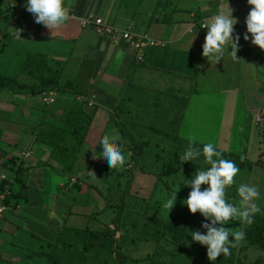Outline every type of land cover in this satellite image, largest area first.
Here are the masks:
<instances>
[{
    "label": "crops",
    "instance_id": "crops-1",
    "mask_svg": "<svg viewBox=\"0 0 264 264\" xmlns=\"http://www.w3.org/2000/svg\"><path fill=\"white\" fill-rule=\"evenodd\" d=\"M165 1L156 0L145 11L155 13V9L164 8ZM178 1L182 5L167 9V17L145 19L126 5L117 8L116 0H64L69 19L54 32L35 23L23 7L24 0H6L1 7L0 75L16 76L24 89H6L0 94V163L6 161L15 169L22 162L26 170L17 185L13 183L15 171L11 182L7 178L3 182L4 175H0V185L6 183L0 190V206L4 208L0 212V264H80L82 255L112 258L120 264L137 259L133 254L140 253L141 244H127L126 236L137 228L134 221L128 223L132 219L128 215L122 216L112 237L94 238L90 234L105 228L114 230L112 210H105L107 184L100 174L101 160L93 159L113 111L117 116L120 111H132L119 115L126 125L139 118L137 112L142 109L146 118L155 117L163 103L170 109L165 116L181 139L201 146L212 142L221 152L252 162L264 160V154L259 157L263 151L255 122V114L264 112V51L256 52L258 47L252 45L250 34L247 42L243 39L250 11L247 0H201L198 7ZM228 7L238 21L232 37L234 42L240 38L237 60L225 55L218 63L208 62L202 56L207 32L202 25ZM98 18L118 31L129 30L162 46L146 49L143 61L137 62L119 34L103 35L85 25ZM14 42L20 48L15 49ZM27 54L42 56L60 73L56 88L48 90L55 93L51 105L43 104L41 95L30 93L38 90L37 81L19 72V63L29 57ZM11 58L16 65L8 75L11 70L6 72V62ZM166 75H182L187 87L197 81L204 86L181 96ZM247 92L256 95L252 102L247 101ZM20 94L32 97L21 105ZM177 102L180 109L184 102L181 116L174 109ZM6 111L15 113L9 116ZM82 114L91 116L89 129L76 160L71 162L73 169L64 173L51 160V149L35 139L45 126L65 129L67 121ZM28 143L29 147L20 151L22 160L9 156ZM262 172L257 166L240 171L237 183L228 187L233 197L228 201L238 203L237 186ZM257 190L260 198L255 202L264 213V191L262 187Z\"/></svg>",
    "mask_w": 264,
    "mask_h": 264
},
{
    "label": "trees",
    "instance_id": "trees-1",
    "mask_svg": "<svg viewBox=\"0 0 264 264\" xmlns=\"http://www.w3.org/2000/svg\"><path fill=\"white\" fill-rule=\"evenodd\" d=\"M5 2L6 0H0V9L5 4ZM27 56L29 57L20 61L19 72H24L37 81L38 90L36 91L32 89V92L30 91V93L33 95H41L48 90L56 88L60 73L57 70L49 67L46 59L42 56L35 54H27ZM13 88L21 90L24 89L23 85L18 84L16 81V76L0 75V94L6 89ZM183 104L184 102L182 103L179 116H181L183 112ZM127 112L129 114L132 111ZM127 112L125 111L124 114ZM120 113L121 114L119 115H124L123 111H120ZM71 119L73 120L67 121V124L68 122L69 124L65 127V129H58L57 127L53 126H45L44 130L37 134L35 139L36 143L44 144L51 149V160L57 163L62 168L61 170L64 173L71 172L73 169L71 162L73 163L76 160V157L84 143V138L88 132L91 122V116L82 114L80 118L74 117ZM116 127L118 128L120 138L123 140V143H121V140L118 143L121 145L122 149L124 145L131 147L132 151L130 155V161L135 163V160L138 159V155L140 154H135L134 152V146H138L137 140L141 141L139 143L141 145H148L147 142L140 139V136H136L133 131L128 130V128L125 126V122L122 121V119L116 122ZM170 132L174 133V137L172 138V144L169 150L165 152L158 147H155L157 148L156 160L162 162L163 168L175 166L178 168L194 171L195 174H197L199 170L208 167V165L204 164L203 156L195 161L181 163L179 160V155H181L186 149L189 141L181 139L176 135V127H173ZM260 144L262 145L261 150L263 153L260 154L259 157H262L264 154L263 138L261 139ZM194 146L201 148V150L203 147L195 143ZM130 147L127 150H129ZM141 149L142 148L139 150ZM99 151L100 149L98 146L97 153ZM163 154H165V156H163ZM222 156L225 159L234 161L240 171H251L254 166L264 167V161H261L260 163H258L259 160L252 162L251 160L244 158L242 159L239 156L225 152H222ZM15 167V178L13 183L17 185L18 183L20 184L21 176L26 169L23 167L22 162L15 165ZM100 168L101 177L107 184V193L104 196L105 210L111 209L114 214L112 219L114 230L111 231L110 229L105 228L102 231L90 232L91 236L94 238H106L112 237L114 235L115 230L119 228L121 218L124 214L129 190V183L124 179L123 171L107 169L103 165L102 161H100ZM5 185L6 183H2L0 185V190H3ZM8 185L10 184L8 183ZM233 185L229 187H233ZM206 187V185H203L201 191H203ZM7 202L8 199H5L3 203L7 205ZM156 206H158V203L153 204L152 209H154ZM205 224L212 226L211 220L206 219L199 212H197L194 216L192 215L191 217L184 218L182 220H168L160 218L159 216H149L142 226L138 228L139 232L134 238V243L144 244L146 242H152L155 243V245H159L162 242H168L175 250L178 251L177 255L186 260V264H212V262L207 259L206 246H201L194 242L190 235V233L194 231H199L201 234H207V229L204 227ZM243 225V241L247 243V247H257L259 250L264 252V213L261 212L257 214L253 218V223L251 225ZM221 226L222 225L220 224L215 225L217 228ZM229 240L231 241L232 238L229 237ZM130 261L132 262L133 259L129 258L126 263L128 264ZM135 262H138L137 264L143 263H139V260ZM80 264L120 263L112 258L82 255ZM214 264H242L237 258V246L231 249V254L229 256L221 255L218 257Z\"/></svg>",
    "mask_w": 264,
    "mask_h": 264
},
{
    "label": "clouds",
    "instance_id": "clouds-1",
    "mask_svg": "<svg viewBox=\"0 0 264 264\" xmlns=\"http://www.w3.org/2000/svg\"><path fill=\"white\" fill-rule=\"evenodd\" d=\"M247 4L250 11L245 20L247 34L243 39L247 42L250 34L252 45L264 51V0H247ZM23 7L34 16L36 24H42L53 32L61 28L69 19V10L64 0H24ZM237 23V19L233 18L232 11L228 7L226 12L215 13L203 25L207 32L202 56L208 62L218 63L225 58V55L237 60L236 53L239 51L240 38L236 37L235 42L232 39L234 26ZM18 36L20 38L19 31ZM120 139L117 131L102 136L99 141L100 151L93 154V159L101 160L107 169L121 170L126 164L127 157L118 143ZM201 156L208 167L199 170L188 182L191 191L183 204L190 213L199 212L206 219L211 220L212 226L204 225L207 234L194 231L190 235L194 242L206 246L207 259L214 264L221 255L229 256L231 249L237 246L236 242L244 239L243 231L233 232L223 225L233 220L251 225L253 218L262 212V207L255 202L260 198L257 187L249 183H241L237 186L238 203L226 201V189L235 183L234 178L239 174L240 169L234 161L223 158L216 144L205 143L201 150L194 146L193 141H189L186 149L179 155V160L181 163L195 161ZM202 185L207 186L203 191H201ZM175 200L176 191L164 199L162 208L168 214L174 207ZM216 224L222 226L217 228ZM229 237H232L231 241Z\"/></svg>",
    "mask_w": 264,
    "mask_h": 264
},
{
    "label": "rangeland",
    "instance_id": "rangeland-1",
    "mask_svg": "<svg viewBox=\"0 0 264 264\" xmlns=\"http://www.w3.org/2000/svg\"><path fill=\"white\" fill-rule=\"evenodd\" d=\"M156 0H116V3L118 5L117 8L122 5H126L127 8H131L132 10H137L139 13H137V16L140 18H147V17H160L168 16V10H171L170 8L176 7L179 5H182V2H179L178 0H166L165 4H163L164 8H157L155 9V13H149L148 10L150 4H153ZM190 3V6L198 7L200 6L201 0H186ZM149 3L147 6H144V4ZM154 5V4H153ZM141 11V12H140ZM5 41V40H4ZM3 41V42H4ZM15 49L20 48L19 43L14 42ZM12 47V48H13ZM26 51V47L22 49V51ZM256 52L261 54L262 51L259 48H256ZM10 56H14V53H12ZM13 58L9 59L6 62V72L9 71L7 74L11 75L12 70L14 71L16 61H12ZM14 63V64H13ZM12 68V69H11ZM213 71H211L212 73ZM260 72H262L260 70ZM197 74V73H195ZM193 75V73L191 74ZM203 75V74H202ZM201 75V76H202ZM190 76V75H189ZM195 76V75H194ZM199 76V74H198ZM197 76V78H198ZM23 78L24 76H21ZM166 79L169 81H172V86L174 88H177L178 93L183 96L186 95L187 90L189 93L195 90H199L202 88L200 82L197 81V83L193 82L194 84H190L189 87L183 83V81L187 82L185 77L182 75L175 76L177 79V82H174V77L172 75H166ZM191 81L193 80L192 77H190ZM183 83L182 84L180 83ZM189 82V81H188ZM180 86V88L178 87ZM164 90L160 92L159 94L162 95ZM20 104L25 105L23 101L26 99H30L32 96H27L20 94ZM262 98L261 102L264 101V92L261 93ZM259 96V95H258ZM36 98V96H34ZM191 97V96H190ZM256 97L254 93L247 92L246 98L247 101L252 102L253 99ZM34 98V100H35ZM164 97H161L163 99ZM179 99V98H177ZM36 103V102H35ZM172 106L174 103H170ZM176 114L180 112V105L179 102H177ZM1 110V108H0ZM112 110V108H111ZM170 109L169 107L165 109L163 106V103L161 104V108L158 106V112L156 113V116L154 117V114L152 117L147 116L144 109L137 112V116L139 118H135L133 121L127 122L126 126L131 131H133L136 136H140V139L147 142L148 145H141L139 144L141 141L137 140L138 146H134V152L135 154L140 153L138 155V159L135 160V163H132L130 161L131 158V147L124 145L123 152L126 155V164L125 166L119 170L124 172V179L129 183V190H128V197L127 202L125 205V210L123 215H128V218H132L128 221H134L133 226H137L135 230H131L130 227H127L129 231L131 230V234L129 236H126L128 239L127 244L134 243L133 238H135L139 232L138 228L142 226V224L148 219L149 216H159L160 218L168 219V220H182L184 218H189L192 214L189 212L188 208L183 204V201H185L191 191L190 182L192 177H194L196 174L194 171H190L188 169L184 168H178L175 166H169L167 168L162 167V162L156 160V153L157 148L161 149L162 151H168L172 144V138L174 137V133L170 132L173 128L172 124H170V121L168 120L169 116H165L166 112H168ZM173 110V109H171ZM26 113V111H24ZM6 115L12 116L15 112H4ZM116 112L113 111V115L110 116L109 122L110 124L107 127L106 134L115 130L116 131V121H120L119 115L117 116L115 114ZM89 115V114H88ZM149 115V114H148ZM175 115V114H173ZM19 116H23L22 111L20 110ZM109 117V115H108ZM140 121V122H139ZM139 122V123H137ZM116 127V128H115ZM118 131V128H117ZM259 139H264V133L262 131H259L258 133ZM121 143H123V140L121 139ZM29 143L27 146H19L17 147V151H12L9 156L12 157H19L20 160L23 159V157H20V151L23 148H28ZM130 147L129 150H127ZM142 148L141 150H139ZM141 151V152H139ZM165 156V154H163ZM258 163L261 161H264L262 159H258ZM264 165V164H263ZM258 167V166H257ZM264 170V167H259V170ZM14 167L6 164L5 162L0 163V175H4L9 182L12 181L14 176ZM263 174V177H261ZM260 176L253 179L251 176L250 179L247 181V183L254 185L259 188V191H261V187L264 191V172H262ZM254 180V181H253ZM237 183V178L235 177V184ZM203 185L201 186L202 190ZM176 191V200L174 203V207L170 210L169 214L166 210L162 208V204L164 199L167 195H170L172 192ZM231 192L230 188L226 189L225 193V199L226 201L233 198L232 195L229 193ZM237 194V192H236ZM158 203V206H156L154 209H152V205ZM113 213V212H112ZM114 215V214H113ZM132 215V216H130ZM135 215V216H134ZM136 215H139L138 217ZM243 224L238 220H233L228 224L223 225L226 229L232 230L233 232L236 231H242ZM232 238V237H230ZM133 239V240H132ZM237 243V258L242 264H264V252L259 250L257 247H247V243L243 240L236 242ZM140 253L136 254L134 253V257H137L136 259H133V261L128 262V264H137L139 260L140 264H186V260L179 257L178 251L171 246L168 242H162L159 245H155V243L152 242H146L144 244L140 243ZM146 259V260H143ZM127 260H125L122 264H125ZM145 261V262H144ZM127 264V263H126Z\"/></svg>",
    "mask_w": 264,
    "mask_h": 264
},
{
    "label": "built area",
    "instance_id": "built-area-1",
    "mask_svg": "<svg viewBox=\"0 0 264 264\" xmlns=\"http://www.w3.org/2000/svg\"><path fill=\"white\" fill-rule=\"evenodd\" d=\"M85 25L93 26L97 29L100 34L103 35H112L119 34L121 40L127 43L128 47L134 52L135 59L137 62H142L144 59V51L146 49L162 46V43L155 42L153 40L148 39L145 36H138L131 31H118L111 25H107L103 22L101 18L94 19L85 23ZM202 28L203 25H202ZM55 93L54 91H47L41 94V101L43 104L51 105L54 103ZM255 122L256 126L260 131L264 133V112L255 114ZM24 157H28V155H24ZM2 180H6V177H2ZM1 200L3 198H0ZM4 210L3 207L0 206V212Z\"/></svg>",
    "mask_w": 264,
    "mask_h": 264
}]
</instances>
